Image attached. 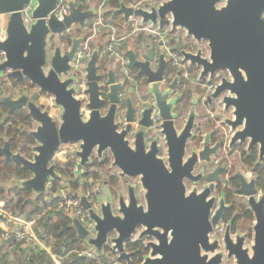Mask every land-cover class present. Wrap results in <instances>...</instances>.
Returning a JSON list of instances; mask_svg holds the SVG:
<instances>
[{"label":"water","instance_id":"obj_1","mask_svg":"<svg viewBox=\"0 0 264 264\" xmlns=\"http://www.w3.org/2000/svg\"><path fill=\"white\" fill-rule=\"evenodd\" d=\"M30 2L0 0L4 17L0 79L7 77L22 87L19 99L0 103L8 108L6 118L22 110L33 123L31 129L20 126L34 141L26 152L34 153L33 160L22 151L11 150L9 142L0 147V157L30 173L18 187L48 196L49 180L67 181L80 199V208L95 224L93 237L75 219L78 237L101 264L109 261L107 248L118 254V263L133 264L137 248H129V243L137 228H141L138 239H148L146 249L150 251L140 264H223L226 254L236 264H264V194L260 195L256 180L248 182L242 173L236 175V194L245 199L255 217L254 241L247 247L246 237H233L230 225L222 237L213 236L228 207L222 198L213 213L211 190L224 167L210 173L214 157L228 143L231 150L247 144L249 151L257 149L259 162L264 161V0H167L149 11L122 4L117 13L126 23L134 16L142 25L158 26L161 31L170 27L172 32H186L198 45L208 43L209 56L205 57L201 47L183 50L178 42L174 51L187 69L177 71L161 52L163 44L157 48L142 41L138 49L129 51L128 69L138 71L142 83L138 100L125 79L117 83L112 71L107 75L99 71V46L82 73L73 71L71 63L86 38L74 28L84 29L96 16L87 0L78 5L72 1L63 21L55 12L59 0H37L27 16ZM68 36L70 46H66ZM193 68L198 72L196 80ZM217 73L221 82L210 98L220 100L224 107L221 119L231 136L227 143L221 139L214 146L207 136L189 152L200 115L198 97L190 103V111L186 95L198 82L212 81ZM25 82L30 86L22 85ZM42 97L53 99L56 117L40 104ZM228 111L231 117H227ZM185 117V125L178 129V121ZM159 138L166 150L164 158ZM62 147H68L71 161L66 172L68 166L62 167L55 159ZM107 153L122 185L113 194L105 183L109 190L103 197L90 190L96 186L93 175L110 161ZM201 179L209 183L208 188L188 190L186 180L197 183ZM137 187L142 191V203Z\"/></svg>","mask_w":264,"mask_h":264},{"label":"built area","instance_id":"obj_2","mask_svg":"<svg viewBox=\"0 0 264 264\" xmlns=\"http://www.w3.org/2000/svg\"><path fill=\"white\" fill-rule=\"evenodd\" d=\"M74 1L77 5L80 0H59L57 4V8L55 10L56 15L60 21H63L66 16L70 14V3ZM119 5L117 7L112 6V0H87V7H94L96 16L93 19V23L88 22V27L91 28L90 36H86L85 41L82 42L80 49L78 50L74 61L71 63V66L73 68V71H80L82 73L84 67H86L87 62L91 59L93 54V48H92V41L102 32L106 34L107 36V50H106V56H108L112 61L113 64L120 65V71L124 72V74H127L126 66L128 62L125 60L126 57L123 55L122 48L124 46L125 39L128 38V36L121 37L120 36V30L111 25L108 24L105 21V16L108 13H117V11L121 10L123 7L122 4H124L127 7H132L133 9L137 10H146L149 11L151 6H157L160 3H163L167 0H134L133 2H130L129 0H118ZM37 0H31L27 10L26 14L29 15V11L32 12L33 9L36 6ZM118 14V13H117ZM135 24L134 29L135 32H141L148 34L152 40L153 44L160 45L163 44V52H165V56L167 59H169L173 65L178 69L182 70L184 69V65L182 64L181 60L182 57L173 51V44L171 40L173 39L172 31L170 27H165L163 31L159 29V27H154L150 24L142 25L141 19L136 18L134 16L129 18V22L127 24ZM2 36L4 35L3 29ZM0 37V38H1ZM192 46L196 49L198 47V44H196L193 40H191V47ZM203 55L205 57L209 56V49L206 48L203 52ZM2 56V57H1ZM102 54L100 55V57ZM3 55L0 54V61L2 60ZM228 74V73H227ZM226 77H229L226 75ZM216 81L214 83H208L207 85V93L206 96H209L210 93H213L214 89L216 88V85L219 84L221 81L219 80L218 76L216 77ZM22 87L13 86L11 84H8L6 82L0 81V99H11L16 100L20 97V91ZM30 157H27L29 160H33L34 153H30ZM248 179L251 178V174L247 175ZM58 182H54L49 180L47 182V190L49 192L48 197L50 200V204L48 205L47 210H45L38 219H41L43 216L50 212H65L66 214L73 217V219H77L83 227L88 231L89 235L95 237L94 233V222L89 218L86 211H84L82 208H80V199L79 197L74 196V193H70V189H72L70 186L67 187L68 182L63 180V182H59L58 185H55ZM53 200H56L57 203H53ZM8 213H5L6 217ZM15 224L18 226L13 231H5L2 234V239L7 243V249L9 252H15L19 250V248L23 247L24 245L34 244L36 243L37 237L34 232L35 223H29L22 220H15ZM226 223H221L218 230H216L213 233V236L220 235L221 237L224 235L226 230ZM113 256V253H109ZM80 257H95L94 254L91 252V249L88 248L85 252L79 253ZM52 264H62V260L56 258L52 255ZM113 264H119L118 262Z\"/></svg>","mask_w":264,"mask_h":264},{"label":"trees","instance_id":"obj_3","mask_svg":"<svg viewBox=\"0 0 264 264\" xmlns=\"http://www.w3.org/2000/svg\"><path fill=\"white\" fill-rule=\"evenodd\" d=\"M118 0H112V6L117 7ZM105 21L117 27L119 30H124L125 20L117 13H108L105 16ZM69 43V41H68ZM99 63L106 64L105 59ZM102 70V67H101ZM13 84L17 83L10 79ZM22 85L30 86L25 82ZM0 138L4 134L8 137L11 150H20L27 152V147L34 144V141L26 133L21 131L20 126L24 125L31 129L33 126L32 121L27 117L26 113L22 110L14 112V114L7 120L0 118ZM10 124L7 129L5 125ZM1 142V139H0ZM257 150H254L246 159L245 165L250 168L256 178L257 188L264 192V162L257 164L258 155ZM71 165H68L66 171H70ZM64 172V171H63ZM5 177V178H3ZM30 178V173L24 170L20 165L8 162L5 158L0 157V203L5 211L13 216L23 219L29 223H35V234L38 240L44 244L51 251V255L62 260V264H101L96 257H80L79 253L85 252L88 247L85 242L81 241L78 237V232L74 227V219L65 212H50L38 219L39 216L48 208L45 203V197L38 195L33 197V192L29 189H21L16 187L14 189H7L3 186L4 180L16 179L26 180ZM76 190V188H74ZM74 191V190H73ZM53 203H57L53 200ZM247 217L252 218V214L248 212ZM229 217H226L224 222L228 223ZM131 246V247H130ZM132 248V244L129 245ZM106 253H112L110 248L106 249ZM142 257L137 261V257L133 260V264H140ZM28 264H52L53 260L47 253H41L40 258L34 256L26 260ZM120 264H127L125 261H119Z\"/></svg>","mask_w":264,"mask_h":264},{"label":"flooded vegetation","instance_id":"obj_4","mask_svg":"<svg viewBox=\"0 0 264 264\" xmlns=\"http://www.w3.org/2000/svg\"><path fill=\"white\" fill-rule=\"evenodd\" d=\"M74 32H77L80 34V36L85 35V36H90L91 33V28L85 27L84 29L80 28L79 25H76V27L74 28ZM137 34H142L141 32H137ZM172 35L174 36L173 39L171 40L172 44H173V51L176 48V45L178 42L181 43V47L183 50H189L191 47V38H189L186 34V32L184 31H180V30H176L175 32H172ZM86 37V38H87ZM67 41H66V46H70V36L67 37ZM69 41V43H68ZM151 43L153 44V40H150ZM157 48H159V45H156ZM199 47H201L203 49V52L205 51L206 48H208V43L207 42H203L200 45H198V47L196 49H198ZM92 48L94 49V45L92 44ZM161 52L163 51V47L160 48ZM175 52V51H174ZM165 53V52H163ZM178 53V52H176ZM179 54V53H178ZM93 55V54H92ZM180 55V54H179ZM102 57V58H101ZM99 59V62L102 59H106L109 61H112L108 56H101ZM166 57V56H165ZM168 61L170 62L172 68H174L176 71L178 70L173 63L168 59ZM128 65L126 66V70H127V74H124V72H121V77L120 79H118L116 77L117 83H119L122 79L126 80V84L128 86V88L130 87L131 89L134 90V96H137V100L139 99V97L143 94L142 91V83H141V79H139V77L137 76V73L131 72L128 69ZM98 67H99V71L101 73H104L105 75H107V64H103L101 65V63H98ZM102 67V70H101ZM184 69H187L186 65H184ZM197 71V70H196ZM109 73V72H108ZM114 73V72H113ZM225 76L228 75L226 71L222 72ZM115 74V73H114ZM192 74H193V78H195V80L198 77V72H195V68L192 69ZM219 76V73L216 74L215 78L212 81H207V82H198V87L193 86L191 88V90H189V92L186 95V98L188 100V106H190V103L193 102L196 96L198 97V102L196 104V108H197V112L199 113L200 117L197 119V123L199 124V128L194 130L193 133L195 135V138L193 139V141H191L190 146L188 147L189 152L191 151V148L194 146H199V144L201 145V143H203V138L205 139L208 136V139L211 143L212 146H214L218 141H220L221 139H223L224 141H226L225 143H227L229 141L230 138V132L229 129L223 125V121L221 119V115L223 114L224 111V107L222 106V104L220 103V100H215L210 98V95L212 93H210L209 96L205 97V94L207 93V85L208 83H214L217 82L216 81V77ZM215 90V89H214ZM123 94H125V96H128V91H124ZM137 94V95H136ZM78 98H81L82 95H77ZM148 102H151V97L148 98ZM192 106H190V111L193 110ZM227 117H231V112L228 111L226 112ZM186 121V117L183 118V122L178 121L177 123V127L178 129H181V127L183 125H185ZM204 127H209V129L207 131H205ZM220 130V131H218ZM158 145L160 147H162L161 151V157L164 158L165 154L164 152H166L165 147L163 146V142L161 141V138H159L158 140ZM238 145V144H237ZM236 145V146H237ZM235 146V147H236ZM235 147L231 150L229 149V143L226 144L224 147H221L217 153V155L214 157V165L213 167L210 169V173H213L218 167H224L223 170H220L219 173H217V177L219 176V178L216 180V182L214 183V188L211 190V197H214L215 201H214V207L212 209L213 213L219 208L220 205V201L222 198H224L225 200V204L228 207L227 210L224 213L223 216V220L222 223H225L224 220L226 217H229V221L228 223H226V230L228 226L230 225V231L232 234L237 232L236 227L237 223L240 221V219H245V216L243 214V212L248 211L251 213L250 210H248V208L245 209V205H238L239 203L235 200V197H239L236 194V190L238 189L239 186V182L238 179L236 178V175L239 173L234 172L231 170L230 165L228 163L229 161V155L230 153L232 154V151H234ZM257 149H253L251 151L248 150V146H246V150L245 152H243L242 157L243 158V163L245 165L246 163V159L249 157V155ZM259 162V155H258V161L257 164H261L263 163ZM247 168V170H242L240 173H242V175L244 176V178L250 182L252 180H256L255 175L253 174L252 171H250V168L245 165ZM199 169L196 172V175L199 173ZM59 172H61V169L59 170ZM251 174V178L248 179L247 175ZM225 179V182L223 181ZM73 180L76 181L75 177L73 176ZM108 185L114 187L117 185V180L112 179L111 183H107ZM186 186L188 187V184L192 186L193 190L194 188L197 187H201L200 189H198L199 192L204 191L206 188L209 187V183L205 182L204 179L199 180L197 183H193V182H189V181H185ZM55 185H58V183ZM70 193L73 194L74 191L73 189H70ZM138 187H137V195H138V200L140 201V203H142V200L140 198V193H139ZM259 190V189H258ZM260 194L262 193V195L264 194L263 191L259 190ZM261 197V196H260ZM252 214V213H251ZM141 228H137V234H135L133 240L129 243L130 245L132 244V246H136L137 248V261L139 260V258L141 257V255H144L146 253V251H148V253L150 252L149 250L146 249V243L148 242L146 238L143 239H138L140 233H141ZM215 232V231H214Z\"/></svg>","mask_w":264,"mask_h":264},{"label":"crops","instance_id":"obj_5","mask_svg":"<svg viewBox=\"0 0 264 264\" xmlns=\"http://www.w3.org/2000/svg\"><path fill=\"white\" fill-rule=\"evenodd\" d=\"M121 17L124 19L123 15H121ZM3 24H4V17L0 15V37L2 36L1 30H2ZM134 25L135 24H131V23L127 24L125 21L124 30H120V33L122 34V35H120L121 37L128 36V38L125 39L124 46L122 48V52H123V55H125V57L129 51H133V50L138 49V47L142 41L143 42L146 41L147 43H151V41H150L151 37L145 33L137 34L135 32L136 28L134 29V27H135ZM107 43H108L107 42V36H106L105 32L104 33L102 32L101 34H99L92 41V44L94 45V47H96V46L101 47V54H102V56H104V58L106 56L105 53L107 50V46H106ZM125 60L129 63V59L127 57ZM105 61L107 64V71L108 72H110V71L114 72L116 77L118 79H120V77H121V72H120V68H119L120 65L115 66L113 64V61H109L106 59H105ZM0 80H4V82L11 84L14 87L16 86L7 77H3ZM1 100L2 99H0V101ZM40 104L45 105L47 108H50L52 116L57 115L58 110L53 107V99L52 98L42 97L40 100ZM7 114H8V108L0 103V118L3 117L5 122H7V120L10 118V117L6 118ZM1 121L2 120H0V123H1ZM9 126H10V124L5 125L4 129H7ZM0 139H1L0 147H3L5 145V143L8 142V137L6 134H4L3 136H1ZM17 151H20V150L18 149L14 152H17ZM67 152H68V147H62L61 150L55 155V159H57L63 163L64 161L69 159ZM23 154H25V152H23ZM3 178H5V177H3ZM13 180H16V179H12V180L5 179L4 180L3 186L7 189V191L10 189L11 190L13 189L12 186L8 187V182L13 181ZM37 196L38 195H36L35 197H37ZM45 203L47 205L50 204V200L48 197L47 198L45 197ZM5 213H8V212L3 209L2 204L0 203V264H28V263H26V260H28L29 257L34 256L37 259H39L41 253H47L48 255H50L52 257L50 249H48L44 244H42L38 240V238H37L38 241L32 245L31 244L24 245L23 247L19 248V250L15 251V252H9L7 249V243L2 239V234H3V232H5L7 230L13 231L14 229H16L18 227L15 224V220H22V221H25V220L17 218L10 213H8V215L6 217H4ZM34 232H35V228H34ZM110 262H112V261H110ZM113 263L114 262H112L111 264H113Z\"/></svg>","mask_w":264,"mask_h":264},{"label":"rangeland","instance_id":"obj_6","mask_svg":"<svg viewBox=\"0 0 264 264\" xmlns=\"http://www.w3.org/2000/svg\"><path fill=\"white\" fill-rule=\"evenodd\" d=\"M32 11H33V7H32ZM29 14H30V11H29ZM92 23H93V20L91 21L90 24H92ZM3 26H4V24H3ZM2 29H3V27H2ZM119 34L122 35L121 33H119ZM57 44H60V43L56 42V45ZM0 81L4 82V80H0ZM57 114H58V112H57ZM56 116H54V117H56ZM204 128H205V131H207L209 129V127H204ZM25 129H27V127H25ZM246 146H248V145L247 144H244V145L238 144L235 147L234 151H232V154L230 153V155H229L228 163H229L230 168L233 171V173L234 172L238 173V172H241L242 170H247L246 169L247 167L244 165V163L242 161L244 158V157H242V154H243V152H245ZM26 155H27V157H30L31 154L26 153ZM257 155H258V153H257ZM105 157L107 158V160L109 159L110 161H109V163L106 162V164L101 168V170L98 172L97 175H95V174L93 175V180H94L93 182L96 183V186L90 190V193H92L93 190L99 191L103 197L105 196V193L108 192V190H109L105 187L106 186L105 183H111L112 179L117 180L116 186H114V187H112L110 185L108 186L113 194H117L118 193L117 191L119 190V188L122 185V181H120V179H119L118 170L115 168L113 169L111 167L112 157L108 153H107V156L105 155ZM69 159H67L66 161H64L62 163V167L65 168L66 166H68V164L71 162V161H69ZM72 180H73V178H72ZM73 181H74V183H76L75 180H73ZM136 181L137 180H133L132 182L135 183ZM223 181L225 182V179ZM18 182H19L18 180L9 181L8 187L12 186L14 189V188L18 187ZM187 188L189 191H191L192 186L188 184ZM200 188L201 187H198V189H200ZM141 192L142 191L139 190L140 194H141ZM36 195L37 194L33 193L34 198H36L35 197ZM260 195H262V193ZM140 198L143 202V199L141 196H140ZM234 200H235V202L237 201L239 203L238 205H245V209L248 208V210H249V206L246 203H244V200H245L244 198L235 197ZM243 214H244V216L246 215L245 219L244 218L240 219V221L237 223L238 227H236L237 232L232 234V235H233V237H235L236 234L244 235L246 237V246L250 247L254 241L255 217H254L253 213H252V218L247 217L248 211L243 212ZM117 255L118 254H114V258H113V256L108 253L107 256L109 257V261L107 264H111L112 262H114V263L118 262ZM110 261H112V262H110ZM223 264H236V261L234 258L228 259L227 254H226Z\"/></svg>","mask_w":264,"mask_h":264}]
</instances>
